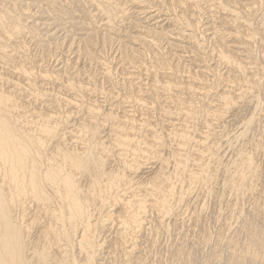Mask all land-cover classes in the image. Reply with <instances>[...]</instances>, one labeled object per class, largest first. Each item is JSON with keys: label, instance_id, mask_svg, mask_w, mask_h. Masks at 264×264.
Returning <instances> with one entry per match:
<instances>
[{"label": "bare ground", "instance_id": "6f19581e", "mask_svg": "<svg viewBox=\"0 0 264 264\" xmlns=\"http://www.w3.org/2000/svg\"><path fill=\"white\" fill-rule=\"evenodd\" d=\"M27 1L0 0V67L16 75V79L9 80L0 71V264H264V163L256 159L260 151L264 157V124L259 122L264 113V11L260 12L259 6L264 0H148L159 1L153 3L154 9L147 0ZM34 3L42 14L36 16L38 22L30 21L33 28L27 21L29 13H25V20L21 12L36 6ZM129 3L137 13L149 16L145 25L143 21L135 24L146 36L141 37L143 41L135 37L148 52L152 54L157 40L164 37H175L181 43L188 40L197 51L195 54L192 48L199 68L212 57L217 65H226L227 75H222L217 66H207L195 70L194 82L181 84L157 52L147 68L141 61L142 52L135 50L132 53L139 58L127 56L125 61L138 67L142 74L156 77L152 76L149 85L136 83L138 78L129 79L130 76L124 81L128 90H136L131 103L145 112L138 118L125 98L118 104L121 112L117 113L114 107L102 112L101 105L87 96L96 92L95 87H90L88 81L78 83L66 78L65 74L71 72L68 62L64 61L66 64L60 69L65 72V81L60 79V72L51 74L46 69L38 74L31 67L27 46L17 40L26 35L41 39L37 26L53 31L54 36L55 26L58 31L70 30L69 34L75 29L83 30L89 32L88 37L82 38L83 47L77 51L79 57L86 52L93 60L89 48V44L93 45L91 33L114 37L124 31V25L132 18L127 11ZM202 9L221 14L219 24L211 23L210 53L200 42L204 38L198 39L196 14ZM257 14V18L262 17L259 19L263 25L258 23L261 29L252 28L251 21ZM174 21L182 29L172 27ZM240 28L248 32L241 33ZM135 39L133 42L138 41ZM168 45L187 51V46ZM187 49L191 53V48ZM67 50L72 52V45ZM236 72L247 75L243 78L249 76L245 87L241 81L236 83ZM158 76L161 80H157ZM48 82H61L65 91L59 92L62 97L47 94ZM213 85L220 86L221 91L213 93ZM211 94L214 98L207 100L209 107L204 111L202 106ZM243 109L253 113L248 116ZM78 111L82 116H78ZM152 111L160 115L157 121L144 116ZM202 111L211 121H205L204 130L196 135L193 124ZM71 124L76 127L74 131L69 129ZM145 126L149 128L146 130ZM255 134L259 138L253 144L249 142L248 149L247 145L240 146V141L242 144ZM221 141L228 144L226 148L238 142L244 149L224 160L222 144L218 145ZM205 143L207 146L202 147ZM227 196H233L229 205ZM187 203L192 206L190 213L195 222H190L193 231L187 227L192 238L188 231L184 236L178 234L172 223L173 215ZM247 208L251 213H246ZM209 210L215 211L214 221L221 224L218 240L206 218ZM234 217L240 220L241 228L235 240L230 237L233 247L225 253L218 249L224 243L223 232L231 228ZM182 228L176 227L178 231ZM204 248L211 252L207 250V254Z\"/></svg>", "mask_w": 264, "mask_h": 264}, {"label": "rangeland", "instance_id": "374dc122", "mask_svg": "<svg viewBox=\"0 0 264 264\" xmlns=\"http://www.w3.org/2000/svg\"><path fill=\"white\" fill-rule=\"evenodd\" d=\"M27 1V0H26ZM151 1H154V0H151ZM244 3H246V2H248L247 0H242ZM28 3H33L34 1L33 0H28L27 1ZM148 2V0L146 1V3ZM37 3V2H36ZM36 3H34L36 6H33V7H35V8H29V12L27 11V9L25 10V11H23V14H22V12H21V16H22V19H25L26 20V18H25V16L29 13V15H27L26 17L28 18V20L27 21H29V26L30 27H33V24L31 23L32 22V20H35V19H37L36 21L38 22L39 21V19H38V17H36V16H40L41 14H42V12H40L41 10L38 8L37 9V4ZM153 3H156V4H158L159 3V1H155V2H152V3H149L148 2V4H150V7L153 5V7H151L152 9H154L155 7H154V5L155 4H153ZM152 4V5H151ZM156 6V5H155ZM263 8H262V7ZM260 8H261V10H260V8H259V10H260V12H262V11H264L263 9H264V2H263V4L262 5H260L259 6ZM35 9V10H34ZM151 9V10H152ZM157 9V8H156ZM203 9H205L206 11H207V9L204 7ZM201 10V11H199V13L198 14H196L197 16H198V19H199V29L200 30H198L199 32V35H198V33L196 32V35H198V39L199 40H202L203 38H204V40L205 41H200L203 45L205 44V47H204V49H205V51H206V53H210L209 51H212L213 49V45H212V42L213 41H211L210 42V39L212 40V36H211V34H212V31H211V26H212V24H219L218 22L220 21L219 19H220V15L221 14H216V15H214V13H210V12H206L205 10ZM31 10V11H30ZM39 10V11H38ZM135 10V11H134ZM150 10V11H151ZM33 11V12H32ZM127 11H128V15L130 16V18H131V20H130V22L129 21H127L126 22V24L124 25V31H122V32H120L117 36H109V35H105V34H99V33H97L96 35L97 36H95V34L94 33H91L92 35H94V36H90L92 39V41H93V39L95 38V40L92 42L91 41V43L93 44V45H91V44H89L90 46H89V48H90V50H91V53H92V55H94V58H93V60H92V57L91 58H89L90 56H87V54H86V52H83L81 55H80V57H79V54H78V51H77V49H79L80 47H83V44L84 43H81V41H83V39H85V38H87L88 36L86 35V34H88L89 32H86V31H83V30H79V29H75L74 30V32H72V33H68V32H71L69 29V31L67 32V31H63V30H65V29H61V31H60V29H59V31L58 30H55V29H58V28H56V26L55 27H53V30H54V32H55V35L57 36H54V35H52L51 33L53 32V31H51V33L50 32H48L49 30L48 29H43V27L42 26H37L36 27V29L35 30H37V28H38V30H37V32L39 33L38 34V38L40 37L41 39H36L37 37H35V39H33V38H31L32 36L30 35H26L25 37H23V38H21L22 39V41H21V39L19 40V39H17L19 42H22L24 45H25V47H26V49L28 50V56H29V58H30V61L32 62V65L34 66H31L34 70H35V72H37L38 74H40V73H43L46 69H47V71L48 72H50L51 74H53V73H59V74H61V78L60 79H62L63 81H65L66 80V78H68V79H73V81L74 82H80L81 81V83H87V81H88V83L87 84H89L90 85V87L92 86V87H95L94 89H95V93H92V96L91 95H89V94H87V96H89L90 97V99H92V100H95V101H97V103H98V105H101V111L102 112H104L103 111V109H105V111H106V109H108V108H115L117 111V113L118 112H121L122 110H121V105H119L118 106V104L119 103H121V101L125 98L126 99V101H125V99H124V101L126 102V104L130 107V109L131 110H133V114L136 116V117H141L142 116V113L144 112V111H141L140 110V108L138 109L137 107H135L134 106V104L133 103H131V102H133V99L135 98V91H133V92H131L130 90H128V88H127V86H126V84L127 83H125L126 81H127V79L129 78V76H130V78L129 79H132V78H134V80L136 79V78H138V79H140V80H138V79H136L135 80V82L136 83H138L139 81L140 82H142L144 85H149L151 82H152V80H153V77H154V79H156V77H155V75H147V72H144L143 74H142V72L143 71H139V69H138V67L136 68V66L133 64V66H132V64H130L129 62H126L127 60H126V58H127V56H131V58L133 57H135V55H136V57L135 58H139V57H137L138 55L135 53L134 55H133V53H134V51L135 52H137L138 53V51H139V53H141L142 52V56H144V58H142L141 59V61L144 63V65L145 66H147V68H149L151 65H152V62H153V60H152V58L154 57V55H153V53L155 54L156 52L158 53V55L159 56H161L162 57V59H163V61L165 62V64L167 65V68L169 69L170 68V70L172 71V73H173V77L175 78V80H178V82H180L181 84L182 83H185V81H186V83H188L189 81L190 82H194L195 80H194V78H196V75L194 76V74L196 73V71L195 70H203V69H206L207 68V66L209 67H216V69L222 74V75H227L226 74V72H227V70H226V68H225V66L226 65H224L223 63H220V64H216V61L214 62L213 61V58L212 57H208L207 58V65H205V64H200V65H202L200 68H199V66H198V64H199V62H198V64H196V60L194 59V56H195V54L197 53V51H196V49L194 48V46H193V44L190 42V41H183L182 43L181 42H179L175 37H170V38H168V37H164V38H162V41L159 39V41L157 40V44H156V46L153 48L154 49V51H153V49H151L152 50V54H151V52H148V50L147 49H145L146 47L145 46H143L144 44L142 43V42H140L138 39L140 38V40H144V39H141V37L142 38H144V37H146L145 35H144V33L142 34L141 32H142V30H141V28L140 27H138V26H136L137 25V23H138V25H140V23H142L141 21H143V23H142V25H145L147 22H148V17L149 16H147V15H145V14H140V13H137L136 11H137V9H135L134 7H133V5L131 6V3H129L128 4V6H127ZM32 14H31V13ZM25 13H26V15H25ZM41 13V14H40ZM201 13V14H200ZM30 14L31 15H33V17L32 16H30ZM34 14H35V16H34ZM37 14V15H36ZM205 14V15H204ZM210 14H211V16H210ZM208 15V16H207ZM216 16L215 18H214V16ZM29 16L31 17V19H29ZM213 17L212 19L210 18V17ZM257 16H258V14L256 15V17L254 16V18H255V20L253 21L252 19V21H251V24H253L252 26V28H254V29H258L257 27H259L258 26V23H260V25H263L262 24V21H261V19H262V17H258L257 18ZM260 16V15H259ZM145 17H147V18H145ZM219 17V18H218ZM253 18V19H254ZM259 18H261V19H259ZM136 19V20H135ZM141 19H143V20H141ZM147 19V20H146ZM214 19V21H212ZM257 19H259V20H257ZM212 22H211V21ZM31 21V22H30ZM205 21V22H204ZM210 21V22H209ZM255 21H256V23H255ZM52 22V21H51ZM132 22H134V23H132ZM137 22V23H136ZM140 22V23H139ZM54 23V22H53ZM151 23H153V21H151L149 24H151ZM201 23V24H200ZM209 23V24H208ZM212 23V24H211ZM130 24V25H129ZM134 24V25H133ZM136 24V25H135ZM173 24V25H172ZM54 25V24H53ZM56 25V24H55ZM175 25H176V27L178 28V29H182V25L181 24H177V23H175V21L174 22H172L171 23V26L173 27H175ZM180 25V26H179ZM206 25V26H205ZM210 25V26H209ZM257 25V26H256ZM203 26V27H202ZM256 26V27H255ZM41 27V28H40ZM263 27V26H262ZM34 28V27H33ZM55 28V29H54ZM63 28V27H62ZM260 29H261V26L259 27ZM264 28V27H263ZM246 30H247V28H246ZM43 31V32H42ZM46 31V32H45ZM58 31V32H57ZM203 31V32H202ZM241 33H245V32H248V31H245V28H240V30H239ZM250 32H251V30H249ZM262 31V30H261ZM66 32H67V34H69V35H71L72 36V34H73V36H72V38H70L71 36H69V35H67L66 34ZM130 32V33H129ZM144 32V31H143ZM41 33V34H40ZM43 33V34H42ZM46 33V34H45ZM49 33L51 34L50 36H49ZM59 33V34H58ZM83 33V34H82ZM47 34H48V36H49V38H48V36H47ZM54 34V33H53ZM66 34V35H65ZM77 34V35H76ZM39 35H41V36H39ZM201 35V36H200ZM46 36H47V38H48V40L49 39H53L54 37L56 38V39H51V40H49V42H48V40H47V38H46ZM52 36H54V37H52ZM66 38H65V37ZM105 36V37H104ZM138 37V39L136 38V37ZM200 36V37H199ZM51 37V38H50ZM76 37V38H75ZM111 37V38H110ZM202 37V38H201ZM211 37V38H210ZM64 38H65V40H66V42L64 41ZM68 38V39H67ZM83 38V39H82ZM115 38V39H114ZM137 39L138 41H134L133 42V40L134 39ZM166 38H168V39H166ZM210 38V39H209ZM58 39V40H57ZM82 39V40H81ZM135 39V40H136ZM165 39V40H164ZM176 39V40H175ZM17 40H15L14 41V43L17 41ZM55 40V41H54ZM148 40H150V38H148ZM17 41V42H18ZM39 41V42H38ZM56 41H57V43H56ZM88 41H90V39L89 40H87V42ZM96 41V42H95ZM99 41V42H98ZM27 42V43H26ZM54 42V43H53ZM63 42V43H62ZM84 42V41H83ZM137 42V43H136ZM161 42V43H160ZM167 42H168V44L169 43H176L177 45H179V46H187L186 47V50L188 51V53H187V51H186V53H184V51H185V49L184 48H182V50L180 49L179 50V48H177V46L175 47V46H172V48L170 47V45H168L167 44ZM179 42V43H178ZM187 42V43H186ZM209 42V43H208ZM53 43V44H52ZM40 44V45H39ZM56 44V46H54ZM74 44V45H73ZM43 45V46H42ZM45 45V46H44ZM48 46V48H47V46ZM50 45V46H49ZM70 45H72V52H69V53H67V48H68V46H70ZM94 46V47H93ZM105 46V47H104ZM193 46V47H192ZM207 46V47H206ZM32 47V48H31ZM41 47V48H40ZM44 47H46L45 49H44ZM51 49H50V48ZM56 47V48H55ZM127 47V48H126ZM132 47V48H131ZM175 47V48H174ZM66 48V49H65ZM74 48V49H73ZM144 48V49H143ZM187 48H191V53H190V50H188ZM196 51H194L193 49ZM56 49V51H54ZM103 49H105V50H103ZM160 49V50H159ZM42 50V51H41ZM126 50V51H125ZM150 50V51H151ZM172 50V51H171ZM81 51V50H80ZM131 51V52H130ZM159 51V52H158ZM165 51V52H164ZM34 52V53H33ZM74 52V53H73ZM104 52V53H103ZM133 52V53H132ZM192 52L194 53L195 52V54H192ZM96 53V54H95ZM100 53V54H99ZM116 53V54H115ZM150 53V54H149ZM156 53V54H157ZM176 53V54H175ZM40 54H41V58H40ZM86 54V56L84 57V55ZM103 55V57H102V55ZM129 54V55H128ZM145 54V55H144ZM168 54V55H167ZM172 54V55H171ZM192 54V55H191ZM203 53H201V55H202ZM69 55V56H68ZM114 55V56H113ZM133 55V56H132ZM170 55V56H169ZM183 55V56H182ZM194 55V56H193ZM204 55V54H203ZM202 55V56H203ZM67 56V57H66ZM78 56V57H77ZM148 58H147V57ZM191 56H193V58L191 57ZM205 56V55H204ZM83 57V58H82ZM205 57H207V56H205ZM134 58V59H135ZM164 58H165V60H164ZM176 58V59H175ZM178 58V59H177ZM244 58V57H243ZM40 59L42 60V61H40ZM172 59V60H171ZM181 59V60H180ZM210 59V60H209ZM246 59V58H245ZM79 60V61H78ZM118 60V61H117ZM126 60V61H125ZM140 60V59H139ZM176 60V61H175ZM178 60H179V62H178ZM212 60V61H211ZM36 61V62H35ZM67 63H69L70 64V73H67V74H65V75H67L68 77H66L65 78V76H64V74L63 73H65V72H61V70L60 69H62V67L64 66V63L65 62ZM78 61V62H77ZM163 61L161 62V60H160V62L161 63H163ZM77 62V63H76ZM102 62V63H101ZM126 62V63H125ZM151 62V63H150ZM176 62V63H175ZM192 62H193V64H192ZM35 65H34V64ZM65 63V64H66ZM122 63V64H121ZM168 63V64H167ZM210 63V64H209ZM38 64V65H37ZM41 64V65H40ZM42 64H43V66H42ZM63 64V65H62ZM77 64V65H76ZM105 64V66H103ZM171 64V65H170ZM178 64H179V66H178ZM209 64V65H208ZM61 66V67H58V66ZM75 65V66H74ZM126 65V66H125ZM39 66H42V67H39ZM77 66V67H76ZM100 66V67H99ZM118 66V67H117ZM129 66V67H128ZM135 66V67H134ZM177 66H178V68H177ZM74 67V68H73ZM102 67H104V68H102ZM182 67V68H181ZM189 67V68H188ZM2 67H0V69H1ZM39 68V69H38ZM41 68H43V69H41ZM59 68V69H58ZM101 68V69H100ZM106 68H109V69H106ZM125 68H127V70L128 71H133V75L134 74H136L135 76H131V73L130 72H128L127 70H125ZM51 69V70H50ZM73 69V70H72ZM123 69V70H122ZM136 69V70H135ZM42 70V71H41ZM79 70V71H78ZM84 70V71H83ZM93 70V71H92ZM106 70H108V72H106ZM122 70V71H121ZM180 72H179V71ZM194 70V71H193ZM225 70V71H224ZM2 73H3V71L4 70H0ZM41 71V72H40ZM75 71V72H74ZM112 71V72H111ZM125 71V72H124ZM137 71V72H136ZM208 71V70H207ZM222 71H224V72H222ZM40 72V73H39ZM78 72V73H77ZM128 72V73H127ZM175 72V73H174ZM176 72L179 74V75H177L176 74ZM182 72V73H181ZM184 72V73H183ZM194 72V73H193ZM7 73V74H6ZM71 73H72V76H71ZM123 73V74H122ZM4 74H5V76H6V78L7 79H9V80H14V79H16L15 77H16V75L13 73V72H10V71H7L6 72V70L4 71ZM87 74V75H86ZM89 74V75H88ZM121 74V75H120ZM146 76H145V75ZM174 74H176V75H174ZM193 74V75H192ZM238 74V75H237ZM224 75V76H225ZM64 76V77H63ZM80 76V77H79ZM85 76H87V77H85ZM145 76V77H144ZM176 76L178 77V78H176ZM232 76V75H231ZM233 76L234 77H238V79L237 78H235V79H237L238 81H236V83H239V81H241V83H242V85H244V87L246 86V84L247 83H249L250 82V79H247V78H245L247 75H245V74H243V75H241L240 73H238V72H236L235 74L233 73ZM233 76L231 77L233 80H235L234 78H233ZM242 76H245L244 78L242 77ZM63 77V78H62ZM90 77V78H89ZM127 77V78H126ZM136 77V78H135ZM144 77V78H143ZM160 76H158L157 77V80L158 79H160L161 80V77L159 78ZM75 78V79H74ZM78 78V79H77ZM80 78V79H79ZM89 78V79H88ZM126 78V79H125ZM251 78V77H250ZM65 79V80H64ZM67 79V80H68ZM123 79V80H122ZM144 79V80H143ZM180 79V80H179ZM186 79V80H185ZM189 79V80H188ZM193 79V80H192ZM242 79L243 80H245L246 81V83H245V81H243L242 82ZM252 79V78H251ZM85 80V81H84ZM95 80V81H94ZM249 80V81H248ZM122 81V82H121ZM125 81V82H124ZM146 81V82H145ZM38 82H40V79H38ZM50 83V84H49ZM60 83L61 82H48V84H47V86L45 85V88L46 87H49L48 89L46 88V90H47V92H49V93H47V94H54V95H58L59 94V92H65V91H63L62 89H61V87H60ZM94 83V84H93ZM113 83V84H112ZM120 83V84H119ZM185 83V84H186ZM55 84V85H54ZM95 85V86H94ZM8 86V85H7ZM122 88H121V87ZM123 87H125V88H123ZM102 88V89H101ZM219 88H220V86H219ZM217 86H215V85H213L212 87H211V90H212V92L214 93V91L215 92H220L221 91V88L219 89ZM50 89V90H49ZM53 89V90H52ZM55 89V90H54ZM96 89H98V90H96ZM101 91H100V90ZM104 89V90H103ZM123 89V90H122ZM210 89V88H209ZM61 90V91H60ZM103 91V92H102ZM122 91V92H121ZM101 92V93H100ZM128 95V96H127ZM133 95V96H132ZM212 95V94H211ZM59 96H61L60 94H59ZM62 97V96H61ZM96 98V99H95ZM97 98H99V99H97ZM101 98V99H100ZM132 98V99H131ZM212 98V99H211ZM213 98H214V96L212 95V97H209L208 99H206V103L205 104H203V106H202V110H204L205 111V109H207L208 107H209V101H207V100H213ZM112 99V100H111ZM128 99V100H127ZM210 100V101H211ZM101 101V102H100ZM112 101V102H111ZM109 102H111V103H109ZM100 103V104H99ZM50 104V103H49ZM127 105H125V106H127ZM65 106V105H64ZM105 106V107H104ZM107 106V107H106ZM119 107V108H118ZM65 109H66V106L64 107ZM63 108V109H64ZM134 108V109H133ZM114 109V110H115ZM253 109V108H252ZM252 109H250L249 111H252ZM158 110V109H157ZM157 110H155V111H157ZM136 111L138 112V113H136ZM204 111H202L200 114H199V119L197 118L196 119V121H195V123L193 124L194 125V127H196L195 128V130H196V135H198V132L200 133L202 130H204L203 128L205 127L204 125H205V123L206 122H208L207 120H209L210 118H207L206 116H205V112ZM246 111H248V110H246V109H243L242 110V112L244 113V114H247L248 116H250L252 113L251 112H247V113H245ZM254 111V110H253ZM153 112V111H152ZM159 114H160V112H159V110L157 111ZM157 112H153V114L151 113L150 115L152 116L151 118H150V115L149 114H143L144 116H146L147 118H148V120H151V121H153L154 119V121H157V119H158V117L160 116H156V114H157ZM81 113V114H80ZM145 113V112H144ZM243 114V115H244ZM250 114V115H249ZM76 116H77V113L75 114ZM82 116V112H80V111H78V116ZM158 115V114H157ZM143 116V117H144ZM203 116V117H202ZM200 117L202 118V119H200ZM150 118V119H149ZM204 119H206V120H204ZM200 120V121H199ZM203 121V123H202V121ZM264 121V113H263V115H261V117L259 118V122H261V124H264L263 123V121ZM174 121H178V120H174ZM200 122V124H199V122ZM206 121V122H205ZM209 121H211V120H209ZM74 122H72V124H73ZM69 125L70 127H69V129H70V131H74V130H72V129H74V128H76L74 125ZM75 124V123H74ZM199 125L198 127L199 128H197V125ZM202 124H204V125H202ZM74 126V127H73ZM148 126V125H147ZM147 126H145L144 128L146 129V128H149V127H147ZM203 126V127H202ZM230 127V126H229ZM68 129V130H69ZM199 129V130H198ZM201 129V130H200ZM229 129H232V126H231V128H229ZM67 129H65V131L66 132H69ZM147 130V129H146ZM68 135H69V133H68ZM256 135V134H255ZM254 135V136H255ZM254 136H251L248 140H243L242 141V144H241V141L239 142V144H240V146L241 145H243L244 147H245V149L247 148H249L250 146H251V144H253V141L255 142V141H257L258 139H257V137L259 138V134L258 135H256V138H254ZM253 137V138H252ZM257 139V140H256ZM211 141V140H210ZM246 141V142H245ZM247 141H248V144H246L247 143ZM252 141V142H251ZM245 142V144H243ZM249 142H251V144H249ZM234 143H236V142H234ZM233 143V145L231 146V147H227L228 149L230 148V150L228 151V149L226 148V146L228 145V144H226L225 145V142L223 141H221V143L219 142V146L222 144V146H224L225 147V150L227 151V153L225 152V150H224V147H220V148H223L222 150L224 151V153L225 154H223V152L221 151V154H222V157L224 158V160H226L229 156H231V155H233L234 156V154H238L237 152H239V151H241V149L243 150L244 148L243 147H240L239 146V144H238V142L236 143V145ZM207 144H209L210 145V142L209 141H207ZM238 145V146H237ZM250 145V146H249ZM203 146H207L206 145V143L205 144H203L202 145V147ZM234 147H235V149H234ZM238 147H240V149L238 150ZM237 149V150H236ZM236 150V151H235ZM234 151V152H233ZM262 151H264V149L262 150ZM236 152V153H235ZM260 153L262 154L263 152H259V155H258V157L256 156V159L259 161V163H261L262 165H263V163H264V160H263V156L262 155H260ZM225 155H226V157H225ZM227 155H228V157H227ZM263 157V158H260V157ZM260 158V159H259ZM262 159V161H260ZM264 166V165H263ZM151 167V166H150ZM222 178V177H221ZM223 178H224V175H223ZM263 183H264V180H263ZM263 183L261 182V186L262 187H264L263 186ZM227 198H229L228 200L226 199V202L228 201V202H230V203H227L226 204V202H225V204L226 205H229V204H231V201H229V200H231L232 198H233V196H227ZM187 206L189 207H191V209H190V207H189V212L187 211ZM185 207V208H184ZM182 208H184V211H186V212H182ZM250 208V207H249ZM248 209V208H247ZM251 209V208H250ZM181 210V211H180ZM190 211H192V206L191 205H189L188 203L187 204H183V207H181L180 209H179V211L177 212L178 214H176V215H173L172 217H173V220H175L176 221V218H177V221L175 222V221H173L172 223L173 224H176V225H174V230L175 231H177L178 232V234H179V232H180V234H183V236L184 235H186V233H187V231H188V229H189V231L191 230L190 228L192 227V228H194V226H193V224H195V222H194V220L192 219V215H191V213L193 212H191L190 213ZM249 211V212H248ZM248 211H246V213L248 214V213H251V210H249L248 209ZM179 212H180V214H179ZM181 212H182V214H181ZM211 212V213H210ZM184 213V214H183ZM209 214H208V217H206L207 218V220L210 222V224L212 225V230L211 231H213V229H215L213 232H212V235L213 234H215V233H219V236L221 235L220 233H221V231L220 230H222L221 229V224L220 223H218V222H215L214 220H217L216 219V217H215V211L213 212V211H211V210H209V212H208ZM186 214V215H185ZM210 214H213L214 216H210L209 217V215ZM182 215L184 216V217H182ZM190 215H191V218H190ZM177 216V217H176ZM178 216H179V218H178ZM180 216H181V218H180ZM189 216V217H188ZM172 217L170 218V220L172 219ZM187 217V218H186ZM188 218H189V220H188ZM209 218H210V220H209ZM179 219H181V221L182 222H180L179 221ZM193 220V221H192ZM234 220H235V222H237V223H235L234 222ZM192 221V223H190ZM175 222V223H174ZM179 222V223H178ZM181 223V224H180ZM214 224V225H213ZM236 224H238V225H236ZM239 224H240V220L238 221V219H237V221H236V219H235V217H234V219H233V221H232V226H233V228H232V226H231V228L229 229V230H226L225 232H223V234H224V240H223V244H222V246H219L220 248L218 249V250H220V249H223V250H220V251H222V252H225V253H228V250L230 251V248H232L233 247V242H232V240H231V238L232 239H234L236 236V233L240 230V228H241V225L239 226ZM181 226V227H179V226ZM183 225V226H182ZM218 225H220V226H218ZM215 228H214V227ZM176 227H178L179 229H181L182 227V230H180V231H178L179 229H176ZM187 227H188V229H187ZM216 227H218V228H216ZM234 227H235V229H234ZM197 228H198V226H196V230H197ZM187 229V230H186ZM218 229V230H217ZM238 229V230H237ZM194 229H192L191 231H193ZM230 230H231V232H230ZM235 230V231H234ZM188 231V236L189 237H191L192 238V232L190 233ZM220 231V232H219ZM229 233H228V232ZM176 232V233H177ZM182 232V233H181ZM234 232H235V234H234ZM218 233L217 234H215V235H213V237L214 238H216L217 240H218ZM225 233H227L226 234V237H225ZM233 236H232V235ZM177 235V234H176ZM191 235V236H190ZM228 235H230V236H228ZM180 236V235H179ZM217 236V237H216ZM231 237V238H230ZM230 238V239H229ZM176 240V239H175ZM235 240V239H234ZM210 249V248H209ZM208 248H204V251L207 253V250H208V253H210L211 251V249L209 250ZM228 249V250H227ZM227 251V252H226ZM207 253V254H208Z\"/></svg>", "mask_w": 264, "mask_h": 264}]
</instances>
